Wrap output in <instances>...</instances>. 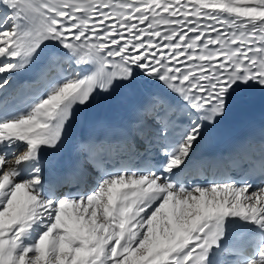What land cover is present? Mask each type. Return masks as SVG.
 Segmentation results:
<instances>
[{
    "label": "snow or ice",
    "instance_id": "1",
    "mask_svg": "<svg viewBox=\"0 0 264 264\" xmlns=\"http://www.w3.org/2000/svg\"><path fill=\"white\" fill-rule=\"evenodd\" d=\"M40 61L39 88L10 92ZM5 73L0 264H264V183L250 182L264 180V140L227 163L195 160L231 98L264 89V0H0ZM140 77L162 88L138 119L157 125L162 168L106 167L117 149L96 140L76 172L47 182L43 154L62 147L78 106ZM194 165L207 183L184 179ZM89 166L100 173L90 191Z\"/></svg>",
    "mask_w": 264,
    "mask_h": 264
},
{
    "label": "bare ground",
    "instance_id": "2",
    "mask_svg": "<svg viewBox=\"0 0 264 264\" xmlns=\"http://www.w3.org/2000/svg\"><path fill=\"white\" fill-rule=\"evenodd\" d=\"M4 75H8L7 73H5V74H0V78H2V76H4ZM134 83L136 84V86H138V87H140V88H147L146 86H147V81L145 80V78H143V77H140V78H138L137 80H135L134 81ZM9 90H10V88H11V81H10V83H9ZM0 91H2V90H0ZM96 187V186H95ZM94 187V188H95Z\"/></svg>",
    "mask_w": 264,
    "mask_h": 264
}]
</instances>
